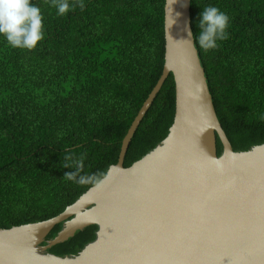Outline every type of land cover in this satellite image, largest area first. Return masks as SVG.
Wrapping results in <instances>:
<instances>
[{
  "label": "trees",
  "instance_id": "1",
  "mask_svg": "<svg viewBox=\"0 0 264 264\" xmlns=\"http://www.w3.org/2000/svg\"><path fill=\"white\" fill-rule=\"evenodd\" d=\"M165 1L84 0L83 10L59 16L50 0H32L42 10L45 38L31 51L0 38V229L56 217L93 186L63 178L74 170L63 167L66 154L83 156L88 175L105 177L117 164L163 72ZM209 4L229 15V38L207 52L196 46L219 121L233 149L248 151L264 144V0H191L194 34ZM175 101L171 74L131 141L125 167L168 136ZM217 149L220 156L219 140ZM97 231L91 225L49 252L77 255Z\"/></svg>",
  "mask_w": 264,
  "mask_h": 264
},
{
  "label": "water",
  "instance_id": "2",
  "mask_svg": "<svg viewBox=\"0 0 264 264\" xmlns=\"http://www.w3.org/2000/svg\"><path fill=\"white\" fill-rule=\"evenodd\" d=\"M186 29L193 32L191 0H166L162 75L103 187L92 186L56 217L0 229V264H264V144L233 149ZM171 74V131L125 167L131 141ZM61 223L62 230L46 241ZM91 225L98 226L97 237L79 254L49 252Z\"/></svg>",
  "mask_w": 264,
  "mask_h": 264
},
{
  "label": "clouds",
  "instance_id": "3",
  "mask_svg": "<svg viewBox=\"0 0 264 264\" xmlns=\"http://www.w3.org/2000/svg\"><path fill=\"white\" fill-rule=\"evenodd\" d=\"M51 6L56 9L57 15L64 16L77 6L83 10L84 0H50ZM174 4L175 0H171ZM177 16L179 13L176 14ZM44 16L41 8L32 0H0V38H3L12 48L33 50L38 43L45 38ZM175 19L173 17V24ZM229 15L219 7L209 4L202 8L197 20L199 31L195 34L186 29L189 44L198 45L202 50H215L219 42L229 38ZM172 25L169 26V31ZM64 168H72L66 172L64 179L77 184H92L96 188H102L104 173L83 174V156L74 159L71 154L64 156Z\"/></svg>",
  "mask_w": 264,
  "mask_h": 264
}]
</instances>
